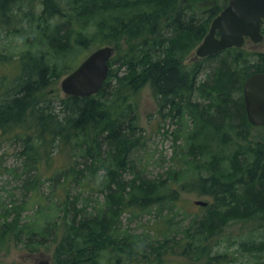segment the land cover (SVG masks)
Instances as JSON below:
<instances>
[{
  "label": "trees",
  "instance_id": "trees-1",
  "mask_svg": "<svg viewBox=\"0 0 264 264\" xmlns=\"http://www.w3.org/2000/svg\"><path fill=\"white\" fill-rule=\"evenodd\" d=\"M42 1L49 20L60 15L39 31L38 39L53 54L65 56L75 44L87 45L96 37L128 44L115 47L108 76L95 94L64 96L59 109L32 107L36 132L22 134L25 164L39 170L44 161L52 167L56 154H67L50 177L52 189L62 184L67 190L62 198L40 201L39 186L50 178L38 171L23 174L22 202L10 208L1 203L0 252L20 245L23 253L41 254L55 240L51 264H164L169 245L182 243L178 264H237L238 252L263 251L264 234L257 242L238 240L233 251L207 242L228 222H264V135H250L242 92L248 76L264 71V51L251 52L246 43L184 63L218 11L213 3L203 8L194 2L180 5V0ZM21 7V0H0L2 23L11 24L9 13ZM163 24L166 32H161ZM261 29L264 33V19ZM133 38L140 41L131 43ZM12 56L0 50V64L12 62ZM15 57L11 79L0 75V88L7 90L0 98L2 133L8 125L17 131L25 126L22 111L51 75L41 57L31 52ZM145 85L161 107L169 108L163 115H188L190 122L178 135L181 142L164 174L151 178L139 174L134 162L141 144L133 100ZM175 182L181 190L210 197L202 214L178 230L180 237L169 236L177 232L171 217L158 227L163 239L151 244L121 227L124 212L175 205L176 195H169ZM32 191L38 202L24 215L31 201L25 195ZM95 193L104 195L102 202Z\"/></svg>",
  "mask_w": 264,
  "mask_h": 264
},
{
  "label": "rangeland",
  "instance_id": "rangeland-1",
  "mask_svg": "<svg viewBox=\"0 0 264 264\" xmlns=\"http://www.w3.org/2000/svg\"><path fill=\"white\" fill-rule=\"evenodd\" d=\"M22 7L20 11L9 13L11 24H3L0 16V50L6 54H12L13 61L17 60L15 57L17 54H25L31 52L35 57H41L42 64L49 65V84L46 88L37 92L28 107L22 112V117L25 122V126H29L25 129V126H21V130L17 131V128H8L6 132H3L0 136V212L3 208L12 207L14 204L22 202V196L20 191V178L23 174L34 175L37 171L45 173L47 177L53 176L56 169L64 165L63 160L67 159L68 155L64 157L61 154H56L54 158V164L52 167H48L42 161L39 165V170H35L34 167L27 166L25 164V153L23 150L25 145L26 133L36 132L34 128L33 120L30 118L32 115L33 106H47L54 105L59 109L60 99L64 97V93L61 89V79L74 69L89 53L100 46L115 45L116 48H124L128 42L126 40H120L118 42H107L106 40L96 37L87 45H78L72 48L73 52H68L65 56L55 55L43 39H38L39 31L42 30V26H46L47 23H55L59 21L58 17L50 18L49 15L43 13L44 3L42 0H21ZM183 5L186 2H194L199 7H207L211 4V0H180ZM221 1V0H219ZM194 5V4H193ZM68 9L67 6L63 7L65 12ZM42 16V17H41ZM38 23L40 25H38ZM161 32H166V25H162ZM41 38V37H39ZM140 41V38H133L131 43ZM196 47V46H195ZM192 48L185 56L184 63L191 62L193 57ZM248 48L251 52L264 51V41L260 43L248 42ZM71 49V51H72ZM256 56L250 57L255 59ZM0 64V75H5L8 80L11 79L12 73H14V62ZM195 61V60H194ZM205 64L206 60H203ZM115 66V65H113ZM52 74H54L52 76ZM202 77V76H201ZM200 77V78H201ZM5 88V89H3ZM6 87L0 88V98L6 93ZM195 100V99H193ZM192 100V101H193ZM202 102V101H200ZM133 103L136 104L135 111L138 115L137 127L135 128L136 135L139 136V144L137 154L134 158L136 164L135 169L139 174H144L147 177H157L159 173H163L169 165L168 158L175 147L181 142V137L178 136L183 129H187L188 115L180 119L179 116H170L168 113V107H161L160 102L157 101L151 94V88L149 85H145L139 93L135 96ZM17 115V114H16ZM190 119V118H189ZM253 126V127H252ZM249 127L250 135L260 137L264 135V125H252ZM166 131V132H165ZM175 137H177L175 139ZM175 139V140H174ZM33 142H36L34 139ZM29 155V153L27 152ZM44 158V157H43ZM101 173V172H100ZM164 174V173H163ZM52 179H45V182L39 186V200L43 201V198L51 197L55 195L57 198H62L67 190L61 185L55 186L53 189ZM61 182V180L59 181ZM172 193L169 195L174 197L176 195L175 205L168 204L164 207H152L146 211L136 214H130L124 212L121 215L120 222L121 227L128 230L130 233H134L143 238L151 244L163 239L161 230L158 227L162 226V222L166 217H171L175 224L176 233L171 232L169 236L180 237L179 229H184L188 226L193 217L202 214L204 208L194 203L195 200L210 201L209 196H200L197 193H190V191L181 190L179 182H175L171 186ZM54 191V192H53ZM75 193L76 191H72ZM180 192V193H179ZM32 192H27L26 197L30 195L28 203V209L24 210L22 214H31L36 208L37 198L33 196ZM94 199L102 202L104 199L103 194L95 193ZM55 198V197H54ZM3 203V208L1 207ZM264 222L247 221V222H228L226 225H221L220 229L215 232V235H211V239L207 242V246L216 247L220 246L221 249H225L226 246L231 251L237 248L236 242L238 240H248V238L256 239L257 242L264 234L262 229ZM181 231V230H179ZM169 238V239H170ZM264 239V236L263 238ZM58 240V238H57ZM56 240V242H57ZM50 249L43 253L35 255H29L21 251L20 245L12 246L9 251L0 252V262L2 264H36V262L43 259H50L55 248V240L51 241ZM171 251L166 253L164 264H178L180 261L178 255V249L182 247V243H173L169 245ZM172 246V247H171ZM165 250H162L164 252ZM237 264H264V250L258 253L250 252H238Z\"/></svg>",
  "mask_w": 264,
  "mask_h": 264
},
{
  "label": "water",
  "instance_id": "water-1",
  "mask_svg": "<svg viewBox=\"0 0 264 264\" xmlns=\"http://www.w3.org/2000/svg\"><path fill=\"white\" fill-rule=\"evenodd\" d=\"M264 18V0H229L228 5L211 21L208 32L197 45L194 58L216 54L233 46L240 47L249 37L253 42L263 39L260 32ZM219 32V36L215 33ZM114 54V47L105 45L89 53L76 68L65 75L60 82L61 89L68 96H90L98 91L108 75V60ZM245 111L252 125H264V72L249 76L243 84ZM0 128V135H1ZM206 205L203 200L194 201ZM36 264H50L49 259L38 260Z\"/></svg>",
  "mask_w": 264,
  "mask_h": 264
},
{
  "label": "flooded vegetation",
  "instance_id": "flooded-vegetation-1",
  "mask_svg": "<svg viewBox=\"0 0 264 264\" xmlns=\"http://www.w3.org/2000/svg\"><path fill=\"white\" fill-rule=\"evenodd\" d=\"M210 2L213 3V5H216L215 6L216 9L218 7L217 13L211 18V20H212L222 9H224L228 5L229 0H221V1H219V0H211Z\"/></svg>",
  "mask_w": 264,
  "mask_h": 264
}]
</instances>
